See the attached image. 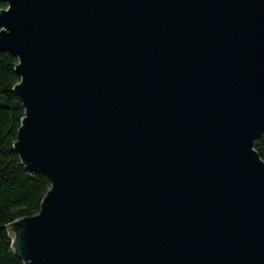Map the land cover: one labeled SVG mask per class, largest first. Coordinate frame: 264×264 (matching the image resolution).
Masks as SVG:
<instances>
[{
    "label": "water",
    "instance_id": "1",
    "mask_svg": "<svg viewBox=\"0 0 264 264\" xmlns=\"http://www.w3.org/2000/svg\"><path fill=\"white\" fill-rule=\"evenodd\" d=\"M3 1L23 264H264V0Z\"/></svg>",
    "mask_w": 264,
    "mask_h": 264
},
{
    "label": "trees",
    "instance_id": "2",
    "mask_svg": "<svg viewBox=\"0 0 264 264\" xmlns=\"http://www.w3.org/2000/svg\"><path fill=\"white\" fill-rule=\"evenodd\" d=\"M7 8L0 0V10ZM17 64L15 57L0 54V264H23L14 253L9 226L38 215L51 188L45 177L22 164L14 148L25 117L23 105L14 93L20 83ZM255 149L264 161V134L257 140Z\"/></svg>",
    "mask_w": 264,
    "mask_h": 264
}]
</instances>
